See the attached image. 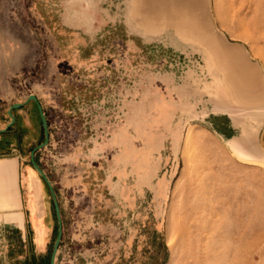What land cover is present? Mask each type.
Wrapping results in <instances>:
<instances>
[{
  "label": "rangeland",
  "instance_id": "1",
  "mask_svg": "<svg viewBox=\"0 0 264 264\" xmlns=\"http://www.w3.org/2000/svg\"><path fill=\"white\" fill-rule=\"evenodd\" d=\"M76 2L0 0V41L14 35L13 47L27 53L14 77L16 100L34 94L47 121L34 161L61 214L54 264H264V112H214L203 91L211 80L203 49L174 27L153 21L141 31L148 45L134 34V54L115 56L107 39L92 40L95 19L61 18ZM205 4L212 28L260 65L264 91V0ZM131 20L134 32L147 28ZM26 105V125L0 134V154L14 147L31 165L45 135L36 103ZM229 121L233 135L221 134ZM252 146L260 157L242 151ZM2 167L16 173L12 160ZM33 176L27 167L31 217L41 239L39 199L50 252L54 205ZM6 194L0 207H19L16 183ZM12 219L20 223L21 214Z\"/></svg>",
  "mask_w": 264,
  "mask_h": 264
},
{
  "label": "crops",
  "instance_id": "2",
  "mask_svg": "<svg viewBox=\"0 0 264 264\" xmlns=\"http://www.w3.org/2000/svg\"><path fill=\"white\" fill-rule=\"evenodd\" d=\"M131 6V0H93L92 2L77 0L75 8L72 9L67 5L62 9L61 18L95 19L93 22L92 40L99 39L100 41H104L107 39L109 51L112 55L128 56L134 54L132 50L135 43L132 35L135 34L141 39V47L149 43L148 38L143 39L144 35L141 32L142 30H148V27L145 29L139 28L140 32H134V25L131 19L142 18L133 17V15H131V10L133 11V6ZM50 10H52V8H50ZM44 21L47 29L49 23L47 19ZM5 31L8 32L10 29H6ZM1 39H3V42L0 41V129H3L10 121L8 115L10 106L13 103L25 102L16 100L14 93V77L17 76L16 74L22 69L23 64H25L27 53L25 50L22 51V49H18V47H13L11 41H13L14 35L8 34ZM26 104L12 110L16 125H26L25 118L27 111L31 112ZM6 117L9 118V121L4 124L3 121ZM219 126L221 134L226 135L233 133L231 130L234 128V125L231 121H229L228 124L222 123ZM5 132L0 134H5ZM15 151H17V149L11 147L9 154H0V160H12L15 162L17 173L16 185L19 194V207L16 209H5L0 207V264H50L52 249L48 252L47 247L51 226L49 217L45 212L46 209H43L44 212L41 214L42 208L39 207V199V216L44 225V234L41 239L38 237V231L31 217L32 208L30 205V192L31 190L33 191V188H30V180L27 177V167L35 172L37 171L32 163L31 165L24 164L21 161V156L16 154ZM37 174L39 177L33 176L31 179H34L36 183L38 181L41 186L43 182L52 199L51 192L46 182L38 172ZM41 202L44 206L42 196ZM14 214H21L22 219L20 223L12 219Z\"/></svg>",
  "mask_w": 264,
  "mask_h": 264
},
{
  "label": "bare ground",
  "instance_id": "3",
  "mask_svg": "<svg viewBox=\"0 0 264 264\" xmlns=\"http://www.w3.org/2000/svg\"><path fill=\"white\" fill-rule=\"evenodd\" d=\"M131 5L133 6L131 15L142 18L135 19L137 23L142 22L149 28L148 25L153 21H160L162 28L172 26L179 35L202 47L203 60L211 76L209 82L203 81V91L211 99L214 112L219 109L231 115L241 110L254 115H261L264 112V91L258 88L261 85L260 65L257 63V67L251 64L245 50L244 52L236 46L229 45L224 36L212 28L205 0H132ZM197 81L202 82L201 79ZM231 101L239 105L234 106L230 104ZM242 151L254 157L261 155V151L254 146L246 147ZM4 172H7L6 168H0V194L10 199L12 196L6 192L15 185L16 173L12 170L3 176Z\"/></svg>",
  "mask_w": 264,
  "mask_h": 264
},
{
  "label": "water",
  "instance_id": "4",
  "mask_svg": "<svg viewBox=\"0 0 264 264\" xmlns=\"http://www.w3.org/2000/svg\"><path fill=\"white\" fill-rule=\"evenodd\" d=\"M29 101H34L36 103V105H37V108H38L39 113H40L42 128H43L44 135H45L44 141L42 143L38 144L36 147H34L32 149V151H31V163H32L33 167L36 169V171L41 175V177L46 182V184H47V186H48V188H49V190L51 192L52 199H53L54 211H55V216H56L57 226H58L57 234H56V237H55V240H54V243H53L52 253H51V258H50V264H54L55 255H56V252L58 250V246H59V243H60L61 237H62V220H61V214H60V210H59V205H58V202H57L53 187H52L50 181L46 178V176L44 175V173L40 169V167L34 161V152L37 149H39V148L43 147L44 145H46L47 141H48L47 121H46V118L44 116V112L42 111V107L38 103V100H37V98H36V96L34 94H29L27 100L25 102H23V103H13L10 106V108L8 110V115L10 117V121L6 125L5 128L0 129V133L5 132L6 130H8V128L10 126L13 125V123L15 121V117H14V115L12 113V110L22 107L23 105H25Z\"/></svg>",
  "mask_w": 264,
  "mask_h": 264
}]
</instances>
